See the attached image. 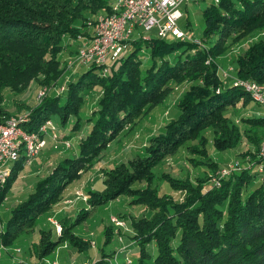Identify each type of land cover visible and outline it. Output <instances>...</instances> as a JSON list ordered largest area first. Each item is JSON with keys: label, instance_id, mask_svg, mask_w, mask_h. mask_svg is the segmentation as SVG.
Listing matches in <instances>:
<instances>
[{"label": "trees", "instance_id": "obj_1", "mask_svg": "<svg viewBox=\"0 0 264 264\" xmlns=\"http://www.w3.org/2000/svg\"><path fill=\"white\" fill-rule=\"evenodd\" d=\"M109 4L110 0H0L1 114L11 115L3 104L8 91L21 92L34 81L39 87L65 81L62 71L67 67L62 66L61 59L65 36L75 37L84 32L85 20L93 13L110 11ZM202 21L205 27L201 35L206 46L198 47L189 39L140 36L110 62L107 72L98 65H82L68 79L62 95L52 88L37 100L22 123L26 130L36 131L53 113L59 115L62 123L73 115L72 132L85 124L87 130L77 141L76 154L60 159L38 179L23 201L13 205L0 228V242L16 248V239L35 229L36 221L59 201L80 169L121 133H129L151 109L163 104L174 90L171 82L183 81L186 83L181 85L172 107L174 112L160 121L155 134L146 137L143 154L136 152L104 169L107 176L103 192L89 190L91 208L120 195L129 199L130 207H144L129 218L130 230H134L131 239L137 250L132 254L129 251L125 258V246L114 247L113 252L121 256L110 262L106 257L113 253L102 251V247L93 264H264V171L259 175L242 167L221 178L220 186L211 185L200 191L204 175L192 179L185 175L183 181L172 172L158 169L160 166L155 170L161 162L175 156L179 148L186 149L193 167L201 163L215 169L218 163L209 156L206 143L211 142L212 148L221 151L235 147L243 134L255 150L264 136V115L232 120L233 113L226 110L227 106L240 100L241 106L246 105L251 99L242 86H233L229 78L219 74L217 61L205 62L207 54L217 57L233 42L255 33L256 38L231 56L233 73L264 82V0H210L204 4ZM73 47L75 52L76 45ZM96 85L103 87L102 95L83 120L79 112L81 103ZM24 165L20 157L11 166L10 176L0 187V201ZM159 181L169 185L171 191H185L184 196L176 198ZM78 212L68 224L59 218L61 233L52 234L54 227H40L35 251L38 257L51 254L63 240L69 241V248L90 246L73 228L91 212L86 206ZM112 215L120 218L123 214ZM110 217L103 230L104 245L113 239L117 225ZM9 254L11 248H0V258Z\"/></svg>", "mask_w": 264, "mask_h": 264}, {"label": "rangeland", "instance_id": "obj_2", "mask_svg": "<svg viewBox=\"0 0 264 264\" xmlns=\"http://www.w3.org/2000/svg\"><path fill=\"white\" fill-rule=\"evenodd\" d=\"M209 1L210 0H187L181 5L183 14L178 20L180 28L190 39L197 38V40L193 42L198 47L202 46V44L204 46L207 45L206 39L204 40L202 38L203 36L201 35V33L203 32V27H205L204 22L202 21V10L204 4ZM97 15V13H93L92 15H90L89 19H93ZM89 19L85 20V22H87ZM87 25L88 24H85V29L83 28L84 31H86V28H91V26L88 25L87 27ZM143 34L146 38H149L155 36V31H147L143 32ZM65 37H67L66 39L69 40L72 45H76L79 43V40L75 39L73 35L71 37ZM256 37L257 34L251 33L244 39L241 38L238 41L233 42L231 46H228L229 49L224 52V55L228 59H225L226 61L224 60L225 63H223L224 61L219 58L223 53L219 54V56L217 57L207 54L205 61L206 64L212 62L213 60L217 61L218 65L220 64L218 68L219 74L220 69L226 70L229 67L234 69V67H232V60L231 63L229 60L231 56H233V54L241 52L246 43ZM61 53V59L63 61L62 66L64 67L66 64L65 59L70 56V53L68 51H61ZM80 67L82 66L77 67L74 71L69 68L65 69L64 71H62L63 77L64 75H68L69 78H71V76L73 77L75 73H78ZM233 69H230L231 71H229L233 73ZM60 77L61 76H59V80H61ZM184 83L186 82H171L170 86L172 85L174 90L168 94L163 104L151 109L146 115L143 116L142 120L139 119V121L135 123L134 127L129 133H121L120 136H117L115 140L113 139L108 144V148L104 149V151L100 153V155L96 156L91 163L86 164V167L84 169H80L79 176L67 185L68 188L66 187L67 189L65 188V191H62V195L59 201L52 206L51 210L43 213L41 218L36 221V224L34 226L35 229L28 232L26 235L20 236L21 238L19 237L16 239V242H18V244L15 246L19 249H16L14 246H11L9 244L0 242V248L3 246V250L4 248H11L12 254H9L8 256L12 257V260L15 262L14 264H18L21 262L25 264H50L48 260L54 258L56 254L54 251L56 250V248L62 245L64 241H69L63 240L61 243L57 244L58 246L56 245L54 247L51 254L38 257L40 255H38L35 251H37V245L39 242L38 237L40 227L49 230L52 228L50 223L47 221V218L49 216H54L57 219L60 218L64 221V223L71 222L75 217H77L79 209L83 208L84 206L88 207L91 213L88 217L83 219L80 224L74 225L73 232L82 239L88 240L90 242L89 245L95 241V245L93 248L91 247V245L83 248L81 246L80 249L77 246H73V248H64L60 246L58 257L60 263L82 264L83 262L88 261V263L93 264L94 260L98 256H100L102 247H104L102 251L111 252L114 254H111L112 256L108 254V256L106 257V260H109L110 262L118 260L119 256H121L118 252H113L112 249L114 247H117L118 249L125 246L124 248H122L125 254L123 257L125 258H127L126 255L129 251H131L132 254L135 249L137 250V246L133 243V239H131L134 230H130L131 225L129 224V218H131L133 214H139V210L143 207V205L138 204L136 206L132 205L130 207V205L127 203L129 199L124 197V195H120L117 199H111L105 204L100 203L91 208L88 204V197L91 194L89 190H99L103 192L106 186L103 181L105 179V176H107V171L104 169H109L113 165H116L118 162L130 158V156L134 155L136 152L143 154V148L144 145H146V138L144 139L143 135H146V137H148L150 134H155L159 130L158 126L159 123H161L160 121H165L166 119H168L169 115H172L175 110H172V107L176 105L175 100L182 89L181 85H183ZM39 88V84L34 81L26 86L23 90H21V92L8 91L5 94L6 97L5 100H3V104L6 109L10 111L11 115H20L21 117L25 116L30 111L29 109L35 106L37 100H39L37 94ZM102 88L103 87H99V85L93 87L92 90L89 91L87 97H85L83 102L81 103L82 109L79 112L83 120H86L91 111L95 108L98 98L102 95ZM62 94L63 93H61V95ZM240 105L241 100L238 101V103H236L234 106H227L226 110H229L233 113L232 120H236V118H239L241 116L246 117L248 113L258 116H262V114H264L263 111H257L256 109L249 108V105H252L251 101H248L246 105H242L243 107ZM248 108L250 110L247 112L246 110H248ZM51 118L57 124L56 128L57 133H59V137L55 140L51 139L52 137L46 138L47 140L45 145L37 153V156L34 157L32 163H26V165H24V167L17 172V176L15 177L16 179L11 181L10 189H8L6 193H4V196L0 201V228L3 227L5 220L10 216V210L12 209L13 205L15 203L23 201L26 196L34 190V185L37 183L39 178L49 173L54 165H56L58 161L60 159L62 160L66 155H72V153L76 154L78 150V145H76L77 141L79 140V137L82 136V134L86 133L87 124H85L84 127L73 131L74 133L72 132L71 126L75 121L73 115L70 116L67 123H62L59 115L56 113H53ZM237 122H239V119H237ZM241 124L243 128L244 124ZM239 137V141L235 147H228L221 151L212 148L211 142L208 144L206 143V151H208V154L212 157V160H216L218 163L215 169H210L201 163H199V166L193 167L192 163H190L192 161L187 157L188 153L186 149L179 148L175 156H170L165 161L161 162L159 165H157L155 170L157 171V168L160 166L158 169L169 171V173L172 172L173 175L181 178L183 181L185 180V175H187V177L189 176V178L191 179L192 177H198V175H204L206 178L203 180L204 183L199 187L200 191L206 190L205 188L207 186L208 188L211 187V185H214V187L220 186L222 183L221 178L218 179L219 183H215L214 177L215 175H217L220 167L223 166L224 163L229 159H238L240 165L246 167L247 170H255V150L253 149V145L252 143L247 142V139H245V136L243 134H241ZM200 156L202 155H197L196 157ZM246 159L247 161H250V163H246ZM7 178L4 179V181H0V187L3 183L6 182ZM158 183L164 184V182L161 181H159ZM163 186L165 187L164 189L169 193L173 192V195L176 196V198L179 195L184 196L183 194H185V191H182L181 189H179L178 192H174L169 189V185L164 184ZM79 189L86 196V200L76 198L75 192ZM66 199H68L69 202L65 203ZM112 212H117L119 216L123 214L120 216V218L125 219L126 226L114 225V233L112 237L113 239L110 240L111 238L108 237L107 239L110 240V242L104 245L105 238L103 230L106 227L105 224L109 223V217L112 215ZM119 227L122 228H120V230H117V228ZM50 231L52 234H54L55 228H52V230ZM62 231H60V233ZM119 236H121L122 239ZM127 242H129V244ZM30 254H32L33 256L29 257ZM66 256L68 257V260L63 261L62 259H64V257ZM6 257L7 256H2L0 258V264H4V260ZM34 258L36 259L34 260ZM86 258L88 260H85Z\"/></svg>", "mask_w": 264, "mask_h": 264}, {"label": "built area", "instance_id": "obj_3", "mask_svg": "<svg viewBox=\"0 0 264 264\" xmlns=\"http://www.w3.org/2000/svg\"><path fill=\"white\" fill-rule=\"evenodd\" d=\"M185 1L187 0H111L110 11L99 12L96 17L89 19L87 24L91 28H86V31L79 32L74 37L79 40V43L76 45L74 54L65 59L66 69L69 68L74 71L82 65H98L101 71L107 72L110 68V62L126 52L132 40L139 39L140 36L145 37L143 32L147 31L154 30L155 35L164 38L196 41L197 38L190 39L187 37L178 22L183 14L181 5ZM219 66H217V71ZM230 69L233 68L220 69L222 77L229 78L233 86H242L249 99L255 102L257 107L264 110V82H256L249 78L243 79L230 72ZM68 79V75H65V81L61 85L41 86L37 93L38 99L47 95L52 88L61 94L67 87ZM26 120L27 115L21 117L13 114L7 117L0 112V181H4L8 177L11 166L20 157L25 163H32L34 157L45 145L46 138L52 137L51 139L55 140L59 137L57 124L52 118L45 119L36 131H29L22 127V123ZM254 152V164L256 166L254 171L260 175L264 171V136ZM246 163H250V161L246 159ZM242 167L238 159H229L215 175V183H219V178H223L230 172H235ZM75 196L77 199L86 200V196L80 189L75 192ZM66 202H69L68 199ZM110 218L117 226H126L125 221L117 218V215H112ZM48 220L55 228L56 233L62 231L63 226L59 219L49 216ZM67 243L64 241L60 246L66 248ZM90 245L93 248L95 241ZM60 246L54 251L56 253L54 258L48 260L50 264H62L58 258ZM82 264L90 263L85 261Z\"/></svg>", "mask_w": 264, "mask_h": 264}, {"label": "crops", "instance_id": "obj_4", "mask_svg": "<svg viewBox=\"0 0 264 264\" xmlns=\"http://www.w3.org/2000/svg\"><path fill=\"white\" fill-rule=\"evenodd\" d=\"M67 38V37H66ZM66 38H64V40H65V48H63L62 49V52L63 51H68L69 53H70V55L72 54H74V53H72L73 52V49H74V47L73 46H75V44L74 45H72L71 43H70V41L69 40H67ZM77 45V44H76ZM70 48V49H69ZM73 48V49H72ZM72 49V50H71ZM225 53H223V54H221L220 55V57L219 58H221V60H225V59H227L226 58V56L224 55ZM228 60V59H227ZM230 60V63H231V58L229 59ZM226 61V60H225ZM225 61L223 62V63H225ZM220 62V61H219ZM222 63V64H223ZM233 65H234V63H232ZM220 65V64H219ZM224 65V64H223ZM233 65H232V67H233ZM251 102H252V105H249V108H252V109H256L257 111H263L264 112V110L263 109H260L259 107H257V104L255 103V102H253L252 100H250ZM241 106V105H240ZM243 107V106H242ZM248 108V110H246L247 112L250 110ZM248 115H251L250 113H248ZM248 115H246V116H248ZM262 115H264V114H262ZM144 136V139L146 138V135H143ZM252 151V150H251ZM250 151V152H251ZM68 188V187H67ZM66 188V189H67ZM47 221L49 222V220H48V218H47ZM50 223V222H49ZM69 250V249H68ZM24 254V253H23ZM22 256H24V255H22ZM32 257L33 255L32 254H30L29 255V257ZM37 258V257H36ZM36 258H34V260L36 259ZM68 257L66 256V257H64V259H62L63 261H67L68 259H67ZM85 260H88L87 258L85 259ZM15 262L12 260V257H6L5 258V260H4V264H14Z\"/></svg>", "mask_w": 264, "mask_h": 264}]
</instances>
